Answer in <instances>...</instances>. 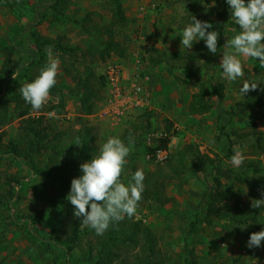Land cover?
Segmentation results:
<instances>
[{
    "label": "rangeland",
    "instance_id": "obj_1",
    "mask_svg": "<svg viewBox=\"0 0 264 264\" xmlns=\"http://www.w3.org/2000/svg\"><path fill=\"white\" fill-rule=\"evenodd\" d=\"M28 1L30 5H37L39 15L31 20L25 18L29 28L24 32L23 42L28 43V47L33 46L30 34L35 32L74 48L77 54L76 58L62 57L58 50H52L53 57L59 59L56 81L65 89L66 106L61 116H50L45 112L57 100L50 96L45 104L47 137L43 144L55 146L60 152L59 159L63 160L61 154L67 157L74 154L79 145L78 134L86 128H91L97 137L94 142L97 154L109 137H117L126 145L132 140V151L121 181L127 184L138 169L144 172V190L149 187L146 178L154 176L159 181L161 204L147 206L141 199L133 218L155 232L158 248L167 256L168 264H264V242L260 247H247L251 234L248 228H237L225 222L207 226L202 222V196L213 186V178L226 186L234 184L233 201H245L247 189L238 180L252 176L247 166L253 164L258 174L264 176V152L255 153L253 135V130L264 135V109L228 116L235 111L236 104L243 101L239 88L247 76L250 82L258 83L264 94V66L256 59L239 57L243 77L234 82L223 79L220 61L226 50L224 45L240 29L238 25L230 27L229 22H234L230 19L225 23L226 32L221 33L218 14L222 11V0H204L197 10L198 17L212 25L209 30L219 33L220 57L215 71L210 61L200 62L195 68L153 66L154 51L170 54L194 50L193 46L186 49L180 43L183 29L190 23L179 0H120L125 17L123 25L113 23L114 6L110 0H70L64 17L58 20L48 15L50 0ZM44 11L47 16L41 21ZM83 19L90 21V29L83 30L73 24ZM15 22L12 12L0 6V47L13 37ZM106 26L114 29L115 40L121 44L125 55L123 58L112 55L105 62L98 60L91 66L102 100L95 103L90 115H85L76 99V81L84 63L80 55L93 45L99 47L106 36L101 35L96 40L94 33ZM13 57L20 58L15 54ZM4 59L0 49V71ZM199 83L207 87L222 84L224 96L221 101L213 96L207 99L213 106L207 114L191 115L189 103L191 96L198 92ZM29 116L36 114L21 112L0 129L2 145L20 139V124ZM249 135L251 138H246ZM162 141H166L163 148L166 158L160 162L153 154ZM230 142L233 152L239 147L245 156L240 167L232 165V156L227 157ZM49 147L33 161L0 158V264H64L66 255L61 250L53 247L45 252L34 250L27 234L35 227L45 236L54 224L51 204L34 191L41 181L35 170L46 167L51 153ZM189 148L222 161V168L206 177L201 173L193 175L188 168L175 176L171 170L179 166L180 156L188 153ZM54 186L53 194L59 188L57 184ZM67 206L71 213L65 223L70 225L77 218L68 200ZM259 222V231L264 230V211ZM80 226L86 227L82 225V218ZM52 250L55 251L51 253Z\"/></svg>",
    "mask_w": 264,
    "mask_h": 264
},
{
    "label": "trees",
    "instance_id": "obj_2",
    "mask_svg": "<svg viewBox=\"0 0 264 264\" xmlns=\"http://www.w3.org/2000/svg\"><path fill=\"white\" fill-rule=\"evenodd\" d=\"M110 1L114 6L113 23L123 25L125 17L123 16L120 0ZM179 2H181L187 14L189 23L192 22V16L204 21L197 15V10L204 0H179ZM69 5L70 0H50L48 15L58 20L64 17V12ZM0 6L9 9L16 20L13 37L8 44H2L0 47L5 55L0 71L1 129L8 125L13 116H17L21 112L33 111L31 106L25 103L19 90L23 84L32 82L39 75L40 70L46 66L48 62L46 49L58 50L62 57L76 58L77 54L74 48L62 45L51 38L38 36L35 32L30 34L33 46L28 47V43L23 42L24 32L29 28L25 18L31 20L39 15L36 4L30 5L28 0H0ZM218 15L221 19L220 30L223 34L226 32V21L231 19L230 8L226 0H222V11ZM46 16L47 14L44 11L40 16L41 21ZM89 22L83 19L80 22L73 21V24L78 25L83 30H88L90 29ZM229 25L230 27H238L232 21L229 22ZM208 31L210 30L208 29ZM101 35H105L106 39L103 42H98L99 47L92 44L93 46L80 55L84 63L82 72L78 75L76 81V99L80 103V111L85 115H90L95 103L102 100L94 81L95 76L91 66L98 60L105 62L112 55H117L119 58H123L125 55L123 47L115 40L114 29L111 26L96 30L94 33L96 40ZM193 48L192 52L177 51L170 54L154 51L156 56L152 62L153 66L164 64L170 69L177 67L195 68L200 62L210 61L213 65V71H215L220 52L217 51L215 55L211 54L203 40L194 42ZM14 54L20 56V58L15 59ZM87 58H89V62H87ZM246 81L250 82L249 76L246 77ZM263 95L259 87L256 90L249 91L244 96L243 101L236 104L235 111L229 113L228 116L232 118L241 116L248 111L264 109ZM50 96L55 98L57 102L50 106L45 113L61 116L66 106V95L65 89L60 88L57 81L51 89ZM210 96L221 101L224 96V86L222 84H212L207 87L205 83H199L198 92L191 96L190 114L204 115L210 112L213 108L212 104L207 102ZM43 111L44 107L38 112L34 111L36 116H29L22 120L19 140H10L6 145H2L3 134L0 133V158L10 157L13 161L24 158L33 161L35 157L40 156L43 151L48 149L49 146L43 144L47 137L44 124L45 113ZM91 131V128H86L83 133L78 134L79 146L74 150V154L68 157L66 154H61L63 160L59 159L60 152L57 148L50 146L51 153L47 157L46 167L35 170V175L40 176L41 181L36 184L34 191L38 197L51 204L54 224L45 236L41 234V230H37L35 227L31 228L33 232H27L34 250L45 252L52 247L59 249L66 255L64 264H168L167 256L158 248V238L155 232L141 222L135 221L133 217H125L122 221L110 225L103 235H97L90 227L82 228L80 226L81 218L75 219L70 225L65 223L71 213L66 198L70 191L71 180L82 174L80 170L81 163L89 161L97 154V148L94 146L97 137ZM253 133L256 137L254 141L256 144L255 153H263L264 135L255 130H253ZM246 138H251V135L246 136ZM229 144L227 157L234 154L231 150L233 143L230 142ZM165 146L166 141H162L159 149L163 150ZM189 150L188 153L180 156L179 166L171 170L175 176L178 175L180 170L188 168L191 174L201 173L206 177L222 168V161L213 160L207 155H202L196 149L189 148ZM247 167L252 176L238 180L247 189L245 201H233L234 184L226 186L218 178H213V186L204 191L202 196L201 213L203 216L202 222L205 225L212 226L218 222H225L237 228H248L251 233L260 230L259 220L264 207L260 209L252 208L251 203L253 200L262 199L263 197L264 176L258 174V168L253 164ZM149 178L145 180L147 181L146 186L149 187H146L142 193L143 204L147 206L159 204L162 199L159 181L154 176ZM16 183L19 184V181H16ZM55 184L59 185V188L53 194L51 190L55 188ZM9 195L12 196V193L9 192ZM54 251L52 250L51 253ZM74 253H77L78 256L74 257ZM244 263L242 262V264Z\"/></svg>",
    "mask_w": 264,
    "mask_h": 264
},
{
    "label": "clouds",
    "instance_id": "obj_3",
    "mask_svg": "<svg viewBox=\"0 0 264 264\" xmlns=\"http://www.w3.org/2000/svg\"><path fill=\"white\" fill-rule=\"evenodd\" d=\"M226 3L230 8L231 19L240 31L225 43L226 50L222 52L220 67L223 79L234 82L244 75L239 57L256 59L264 66V0H226ZM211 27L210 23L192 16V22L183 29L180 43L186 49H191L194 42L203 40L208 51L215 55L219 33L208 31ZM46 52L49 58L46 66L32 82L23 84L19 90L25 103L37 112L48 102L59 69V59L53 57L51 48L46 49ZM257 87V82L245 81L239 92L245 96ZM133 143L129 140L126 145L117 137H109L95 157L80 165L82 174L71 180L66 198L74 207L73 216L82 218V225L90 227L97 235H103L110 225L137 213L144 191V172L138 169L127 184L121 181ZM244 161L245 156L237 147L231 163L240 167ZM251 207H264V199L253 200ZM262 241L264 230L251 233L247 247H260Z\"/></svg>",
    "mask_w": 264,
    "mask_h": 264
},
{
    "label": "built area",
    "instance_id": "obj_4",
    "mask_svg": "<svg viewBox=\"0 0 264 264\" xmlns=\"http://www.w3.org/2000/svg\"><path fill=\"white\" fill-rule=\"evenodd\" d=\"M153 158H155L156 161H163L166 158V153L164 150L157 149L154 151Z\"/></svg>",
    "mask_w": 264,
    "mask_h": 264
},
{
    "label": "crops",
    "instance_id": "obj_5",
    "mask_svg": "<svg viewBox=\"0 0 264 264\" xmlns=\"http://www.w3.org/2000/svg\"><path fill=\"white\" fill-rule=\"evenodd\" d=\"M164 152H165V150H164ZM263 214V213H262Z\"/></svg>",
    "mask_w": 264,
    "mask_h": 264
}]
</instances>
